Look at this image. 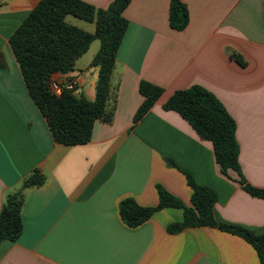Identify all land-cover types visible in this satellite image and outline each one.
<instances>
[{
    "label": "crops",
    "instance_id": "crops-1",
    "mask_svg": "<svg viewBox=\"0 0 264 264\" xmlns=\"http://www.w3.org/2000/svg\"><path fill=\"white\" fill-rule=\"evenodd\" d=\"M40 1L0 0V53L7 63L0 68V214L7 195L20 190L34 170L46 179L25 190L23 232L17 241L0 244V264H260L251 244L217 228L170 233L168 226L183 220L182 209L165 208L131 228L119 204L133 198L156 207L161 185L191 205L186 171L215 191L219 222L264 233V200L248 194L235 171L224 175L213 144L178 112L164 108L176 91L194 85L213 93L237 123L245 178L264 189V0H183L190 13L183 31L170 27L171 0H132L117 54L114 121H97L91 141L72 146L54 140L10 45ZM83 1L107 9L114 0ZM67 21L96 31L95 23L72 16ZM231 51L246 65L232 59ZM93 57L78 59L73 72H57L52 79L75 82V93L93 101ZM142 81L164 92L135 123L144 102Z\"/></svg>",
    "mask_w": 264,
    "mask_h": 264
},
{
    "label": "trees",
    "instance_id": "trees-1",
    "mask_svg": "<svg viewBox=\"0 0 264 264\" xmlns=\"http://www.w3.org/2000/svg\"><path fill=\"white\" fill-rule=\"evenodd\" d=\"M131 1L114 0L107 9H98L83 0H41L10 38L30 96L57 143L67 146L87 144L92 139L97 121L113 123L120 86L115 80L117 54L129 24L124 11ZM68 16L95 23L96 31L91 33L69 23ZM189 22L188 6L183 0H171L170 27L183 31ZM96 40L100 41V48L91 61V65L98 68L95 99L90 101L84 95L69 90H63L60 95L53 93L49 85L52 75L73 72L76 61L88 52ZM230 56L241 65H246L239 53L231 51ZM6 67L4 55L0 53V68ZM139 89L144 102L134 117L135 123L144 117L164 92L161 87L146 81L140 83ZM164 108L178 112L200 138L213 144L216 162L224 175L235 171L242 188L252 197L264 200V189L251 185L242 172L237 123L213 93L194 85L176 91ZM168 162L175 166L170 160ZM183 172L192 189L191 205H186L163 186L157 185L158 206L144 207L135 199L126 198L119 204L122 221L131 228H137L165 208L182 209L183 220L170 224V233L192 227L217 228L246 240L256 250L260 264H264V233L257 234L240 225L219 222L215 217V191L198 185L192 174ZM45 181V176L36 169L24 180L20 190L7 195L0 214V244L15 242L21 236L25 190L39 188Z\"/></svg>",
    "mask_w": 264,
    "mask_h": 264
},
{
    "label": "built area",
    "instance_id": "built-area-1",
    "mask_svg": "<svg viewBox=\"0 0 264 264\" xmlns=\"http://www.w3.org/2000/svg\"><path fill=\"white\" fill-rule=\"evenodd\" d=\"M49 85H50V90L57 95L62 94L63 90L76 92L75 82H67L66 84H61L58 81L51 78L49 81Z\"/></svg>",
    "mask_w": 264,
    "mask_h": 264
},
{
    "label": "rangeland",
    "instance_id": "rangeland-1",
    "mask_svg": "<svg viewBox=\"0 0 264 264\" xmlns=\"http://www.w3.org/2000/svg\"><path fill=\"white\" fill-rule=\"evenodd\" d=\"M73 18H75V17H73ZM99 48H100V41L99 40L94 41L92 43L89 51L86 53V55H84L81 58V61L84 62L86 60V58H92L94 56V54L98 52Z\"/></svg>",
    "mask_w": 264,
    "mask_h": 264
}]
</instances>
